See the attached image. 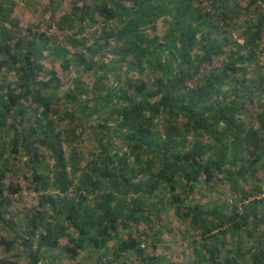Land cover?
<instances>
[{
  "label": "trees",
  "instance_id": "16d2710c",
  "mask_svg": "<svg viewBox=\"0 0 264 264\" xmlns=\"http://www.w3.org/2000/svg\"><path fill=\"white\" fill-rule=\"evenodd\" d=\"M0 264H264V0H0Z\"/></svg>",
  "mask_w": 264,
  "mask_h": 264
},
{
  "label": "rangeland",
  "instance_id": "374dc122",
  "mask_svg": "<svg viewBox=\"0 0 264 264\" xmlns=\"http://www.w3.org/2000/svg\"><path fill=\"white\" fill-rule=\"evenodd\" d=\"M60 6H61V7H59V8H61V9H65V8L68 7V3L65 2V1H63V2L60 4ZM86 146H88V145H86ZM27 194H28V193H26L25 191L22 192V200L24 199L25 196H28ZM163 250L166 251V248L164 247Z\"/></svg>",
  "mask_w": 264,
  "mask_h": 264
}]
</instances>
